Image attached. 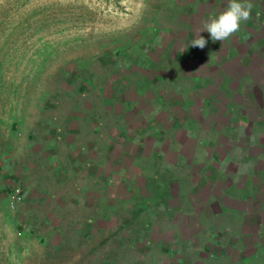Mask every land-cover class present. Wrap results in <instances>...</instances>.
Returning <instances> with one entry per match:
<instances>
[{
	"label": "rangeland",
	"instance_id": "rangeland-1",
	"mask_svg": "<svg viewBox=\"0 0 264 264\" xmlns=\"http://www.w3.org/2000/svg\"><path fill=\"white\" fill-rule=\"evenodd\" d=\"M228 2L0 0V264H264V223H191L264 203V0L213 42Z\"/></svg>",
	"mask_w": 264,
	"mask_h": 264
},
{
	"label": "crops",
	"instance_id": "crops-1",
	"mask_svg": "<svg viewBox=\"0 0 264 264\" xmlns=\"http://www.w3.org/2000/svg\"><path fill=\"white\" fill-rule=\"evenodd\" d=\"M253 21L254 20H252V22ZM256 123H258L257 120ZM252 185H256V183H254L253 181ZM257 189L258 188L253 187L250 190L251 193H248L246 195L244 193H241V196H245L244 198H241L239 196L232 197L230 189L221 191V193L215 187L208 190L207 199L205 200V202L201 206H199L198 204L196 205L195 211H197L198 214L196 215L194 213V215L191 216V223H203V219H205L204 215L200 216V211H202L201 208H203V211L206 210L208 213L206 216L207 219H205L206 221H204V223H237L235 227H240L241 229H247L248 227L252 226L257 227L260 223H264V221H262L264 219L262 215V213L264 212V203L257 202L256 198L260 197L261 195ZM220 195L222 196L223 200H238V202L243 203L245 207L243 209L233 208L221 201L219 199ZM194 239H197L198 241L200 240L199 237H194ZM207 240V242H210L207 244H215V246L221 250L218 252V254H216L217 252L215 253L216 259L213 257V261L211 263H208V261H210V258L205 259L207 261L206 264H231V260L235 262L234 264H244L241 261H247V259L248 261L253 260V264H263L262 252L258 251L257 247L255 246L259 241L258 237H256L253 241L248 240V242H251L252 244L251 246L253 248V251L249 255H245L244 257L239 255L241 258L238 259H232L229 252H231L233 249L232 246L229 245V241L226 240V238L210 237V239ZM215 240L218 241L215 242ZM233 240L236 241V243L238 244L237 246L240 247V245H242V250L246 248V236H239L236 238L234 237ZM236 252H239V250L237 251L236 249ZM206 256L211 257L210 254H206Z\"/></svg>",
	"mask_w": 264,
	"mask_h": 264
},
{
	"label": "clouds",
	"instance_id": "clouds-1",
	"mask_svg": "<svg viewBox=\"0 0 264 264\" xmlns=\"http://www.w3.org/2000/svg\"><path fill=\"white\" fill-rule=\"evenodd\" d=\"M253 4L251 0H229L227 8L218 17L203 25L202 32H207L213 42H224L240 31L242 23L251 19ZM207 40L200 34L191 42V47L203 49Z\"/></svg>",
	"mask_w": 264,
	"mask_h": 264
},
{
	"label": "built area",
	"instance_id": "built-area-1",
	"mask_svg": "<svg viewBox=\"0 0 264 264\" xmlns=\"http://www.w3.org/2000/svg\"><path fill=\"white\" fill-rule=\"evenodd\" d=\"M14 198H15L14 200H16V201H18V200H19V196H15ZM10 205H11L10 207L13 209V208H14V204H13V203H11Z\"/></svg>",
	"mask_w": 264,
	"mask_h": 264
}]
</instances>
